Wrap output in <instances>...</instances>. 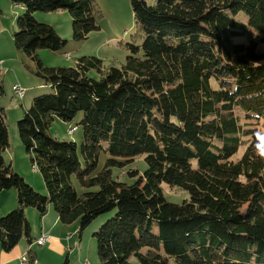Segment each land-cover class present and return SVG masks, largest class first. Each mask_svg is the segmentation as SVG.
Here are the masks:
<instances>
[{
  "label": "trees",
  "instance_id": "obj_1",
  "mask_svg": "<svg viewBox=\"0 0 264 264\" xmlns=\"http://www.w3.org/2000/svg\"><path fill=\"white\" fill-rule=\"evenodd\" d=\"M10 1L24 8L14 45L53 92L36 95L17 121L45 194L4 159L9 135L0 105V192L15 190L17 198L0 216L1 249L31 243L25 209L43 216L51 205L61 223L78 221L79 238L114 211L93 232L100 264H132L131 256L141 264H264V153L247 149L264 125V0H130L129 54L107 68L95 56L48 67L37 53L65 40L35 11H67L72 38L82 40L99 28L95 0ZM80 113L82 161L75 142L48 133L55 118L69 123ZM101 152L107 157L97 169ZM139 155L146 168L125 171L132 183L113 177ZM163 183L188 199L169 202ZM34 255L26 254L31 263Z\"/></svg>",
  "mask_w": 264,
  "mask_h": 264
},
{
  "label": "rangeland",
  "instance_id": "obj_2",
  "mask_svg": "<svg viewBox=\"0 0 264 264\" xmlns=\"http://www.w3.org/2000/svg\"><path fill=\"white\" fill-rule=\"evenodd\" d=\"M148 3H153L154 0H146ZM101 12V18L98 20L99 28L90 32L87 38L82 40H74L72 38V19L67 11L61 13L57 11L42 12L35 11L34 18L39 22L53 23L55 30L59 36L65 40V44L59 50L48 48H40L37 53L43 64L48 67H74L76 59L81 56H95L102 61V65L107 68L109 66H121L126 56L129 54L127 45L131 43L135 33V25L130 0H95ZM23 8V7H22ZM20 5H14L10 0H0V21L4 24L6 35L11 36L13 31H17V16L22 14ZM243 19V18H242ZM49 21V22H48ZM242 40L237 38L235 41ZM2 43V42H0ZM68 53V57L66 56ZM22 60L16 66V70L11 69L9 73L0 75V105L6 112V123L9 135L8 152L11 153L16 163L24 164L25 171L30 177H35L44 185L40 173L33 172V167L29 162V156L26 155L25 149L19 139L17 121L23 117L32 99L36 95L52 93L53 89L44 83V80L33 73L35 64L23 52L19 53ZM88 75L93 78H98V73L94 69L88 71ZM20 84L21 87L27 89L24 97L19 98L12 90L14 84ZM40 83V84H39ZM37 89L35 93L34 90ZM35 93V94H34ZM38 93V94H37ZM82 114H78L74 121L66 123L59 118H55L48 130L49 135L63 140H71L76 143L79 156L81 155L82 142V127L78 125ZM76 126L77 129L72 133H68V128ZM257 137L249 144L248 151L250 153H264V125L258 124ZM243 150H239L241 154ZM5 158H8L6 154ZM107 155L101 152L98 159L97 169L103 167ZM20 159V161H19ZM146 168V163L143 160V155L136 156L134 160L128 163L123 170L113 169V177L125 183H132L134 177H130L125 171L129 169H137L140 174ZM34 173V174H33ZM75 188L80 191V186L77 178L73 175L72 178ZM31 185V184H30ZM32 186V185H31ZM37 192H40L32 186ZM162 192L166 200L172 203H181L184 199H188V192L180 187H173L163 183ZM46 191V190H45ZM114 215V211L104 213L96 217L82 232V237L76 234L75 239L78 245H75L73 252L69 254L68 264H100L97 255V242L93 236L98 227L108 218ZM156 224H153V231H156ZM38 248V247H37ZM81 252V255H80ZM63 255L61 262L65 259ZM28 259H26L27 261ZM43 264H47V259L43 258ZM132 264H141L135 256L130 257ZM28 264V262H26ZM168 264H176L173 258L168 259Z\"/></svg>",
  "mask_w": 264,
  "mask_h": 264
},
{
  "label": "crops",
  "instance_id": "obj_3",
  "mask_svg": "<svg viewBox=\"0 0 264 264\" xmlns=\"http://www.w3.org/2000/svg\"><path fill=\"white\" fill-rule=\"evenodd\" d=\"M57 12L61 13L63 11ZM5 29L4 24L0 21V42H2L0 43V61L4 68V73H9L11 69L12 71L17 69L16 66L22 59L19 55L21 50L17 49L14 45L12 33L11 36L6 35ZM2 75L4 76V74ZM37 89L38 88L34 90L35 93ZM5 154L8 158L4 157V159L11 164L13 170L21 174L24 179L37 190L46 193L45 185H43L41 180L30 177L24 169V164L16 163L14 156L9 153L7 149L4 151L3 156ZM33 172L37 173V171ZM16 206L17 198L15 190L10 189L0 192V216L5 215ZM25 215L29 223L31 243H29L26 238H22L18 244L8 252L3 251L0 246V264H21L22 257L26 256L30 250L35 254V261L31 263L27 260L26 262H28V264H43V258L47 259V264H62L65 260H67L66 264H68L69 254L73 252L75 245H78L75 239V235L78 232V221H74L71 224L61 223L57 213L51 205L43 216H40L37 211L31 207L25 209ZM41 235H45L47 239L45 243L38 245L35 240ZM81 237L79 239H81ZM63 255H66V257L61 262Z\"/></svg>",
  "mask_w": 264,
  "mask_h": 264
},
{
  "label": "built area",
  "instance_id": "obj_4",
  "mask_svg": "<svg viewBox=\"0 0 264 264\" xmlns=\"http://www.w3.org/2000/svg\"><path fill=\"white\" fill-rule=\"evenodd\" d=\"M66 56L68 57V53H66ZM4 68H3V66H2V64H1V61H0V75H2V74H4ZM15 86H16V88H17V90H18V95H23V92L24 91H26V89L25 88H23V87H21L19 84H14ZM73 130V129H72ZM46 236L45 235H41L40 237H38L36 240H35V242L38 244V245H42L43 243H45V241H46ZM26 259H28L27 258V256H24V257H22V259H21V264H25L26 263Z\"/></svg>",
  "mask_w": 264,
  "mask_h": 264
},
{
  "label": "bare ground",
  "instance_id": "obj_5",
  "mask_svg": "<svg viewBox=\"0 0 264 264\" xmlns=\"http://www.w3.org/2000/svg\"><path fill=\"white\" fill-rule=\"evenodd\" d=\"M12 90H13V92L15 93V95L17 97H19V98H23L24 97L25 91L23 92V95H18V90H17L15 85L12 86ZM76 129H77L76 126L70 127V128H68V133L72 134ZM36 170H37L36 167H33V171H36Z\"/></svg>",
  "mask_w": 264,
  "mask_h": 264
}]
</instances>
